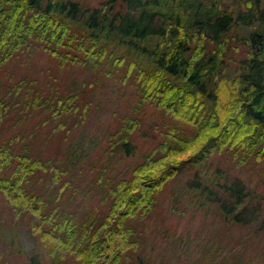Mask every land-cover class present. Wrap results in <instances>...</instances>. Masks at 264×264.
I'll return each instance as SVG.
<instances>
[{"label":"trees","instance_id":"obj_1","mask_svg":"<svg viewBox=\"0 0 264 264\" xmlns=\"http://www.w3.org/2000/svg\"><path fill=\"white\" fill-rule=\"evenodd\" d=\"M93 1L0 0L1 201L30 215L46 248L30 264H152L134 219L186 170L179 194L227 227L254 223L258 248L192 240L175 228L166 246L177 256L196 251L189 264H264V0H235L231 9L225 0ZM35 50L88 77L64 92L27 76L6 85L8 62ZM107 80L131 85L136 101L85 186L83 137L56 160L35 153L29 133L3 135L37 117L73 140L92 100L87 87ZM147 103L169 119L143 131L151 140L139 148ZM122 158L130 160L123 170L114 164ZM9 244L23 252L14 236Z\"/></svg>","mask_w":264,"mask_h":264},{"label":"rangeland","instance_id":"obj_2","mask_svg":"<svg viewBox=\"0 0 264 264\" xmlns=\"http://www.w3.org/2000/svg\"><path fill=\"white\" fill-rule=\"evenodd\" d=\"M93 2H97L94 0ZM229 8L236 6L235 0H225ZM240 52L237 54L239 55ZM80 66L68 64L61 66L49 53L35 50L29 56H17L11 59L5 66L2 77L7 84L18 80L23 76L37 78L40 83H52L55 87L62 88V92L71 87L80 86L81 81L87 78V72L80 71ZM12 80V81H10ZM10 81V82H9ZM112 83V84H110ZM5 85V86H6ZM39 86H42L38 83ZM62 85L65 87L63 89ZM82 85V84H81ZM91 95V103L88 106L86 117L78 122V126L72 130L74 139H70L65 130L56 127V121L49 119L42 123L37 117H32L23 125L5 126L3 135L15 132L29 133L28 138L35 153L43 158L53 157L58 160L66 154L70 142L85 140V154L79 167L84 173L80 184L85 186L87 178L99 162L104 160V148L107 135L114 132L123 121V117L131 111V106L136 101V94L131 85H123L115 81L107 80L105 85H97L94 90L87 87ZM146 112L143 127L138 129L134 140L138 147L145 146L151 136H144L143 131L150 134L154 132L153 124L161 123L169 119L164 116L162 110L147 103L144 105ZM42 114V113H41ZM44 115V114H43ZM79 121V119L77 118ZM73 126V123H71ZM130 160L122 158L117 160L120 169H124ZM111 166V165H110ZM44 172L43 170H41ZM97 173L91 175L95 177ZM190 175L189 171H182L179 175L164 186L159 193L156 207L144 218L136 217L135 223L142 232L144 239L143 249L145 255L152 264H189L188 257L196 256V251H183V255H175L174 246L167 247L168 229L175 228L182 235H189L192 240L204 239L205 236L212 242L218 241L221 246L230 243L247 246V250L258 248L259 233L254 230V223H237L230 227L225 226L223 219L214 212H205L197 203L187 200L180 193L183 183ZM179 194V197H177ZM0 192V264H30V255L39 249L45 253V246L39 241L34 232L29 229V214H17L6 206ZM177 206V208H173ZM9 236V237H8ZM14 236L16 242H20L23 252L8 250L9 240ZM8 237V240L6 238ZM48 259H50L47 256ZM74 258L69 257L62 264H73ZM50 264V262H49Z\"/></svg>","mask_w":264,"mask_h":264}]
</instances>
